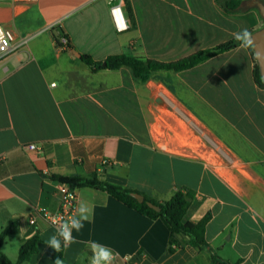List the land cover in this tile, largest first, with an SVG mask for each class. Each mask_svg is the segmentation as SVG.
Here are the masks:
<instances>
[{"label":"crops","instance_id":"crops-1","mask_svg":"<svg viewBox=\"0 0 264 264\" xmlns=\"http://www.w3.org/2000/svg\"><path fill=\"white\" fill-rule=\"evenodd\" d=\"M110 7V0H0V26L28 39L0 59V236L10 225L18 229L2 253L17 263L21 247L38 237V251L21 264H89L90 241L117 254L113 264H214L208 251L190 246L170 254L163 221L90 188L76 189L77 206L83 200L93 208L73 233L78 242L60 253L48 247L56 232L48 215L60 205L51 175L96 172L158 202L193 191L184 221L211 214L206 238L223 260L264 264V88L254 80L250 51L239 46L144 83L128 68L83 61L174 62L258 31V9L124 0L129 29L119 32ZM62 34L71 48L60 52Z\"/></svg>","mask_w":264,"mask_h":264},{"label":"trees","instance_id":"trees-1","mask_svg":"<svg viewBox=\"0 0 264 264\" xmlns=\"http://www.w3.org/2000/svg\"><path fill=\"white\" fill-rule=\"evenodd\" d=\"M260 1L264 3V0ZM218 3L228 13L243 11V9L240 7L243 3L241 0H218ZM255 32L256 31H250L251 35ZM239 46L240 42L234 38L213 48L198 51L185 58L169 63L142 60L126 55H115L108 57L105 60L106 66H104V63L95 62L89 56H84L83 61L88 65L95 66L99 69L106 68L109 70H117L120 68H128L137 80L144 83L158 71L166 70L180 72L188 70L217 55L229 52ZM247 49L250 51L254 63V80L259 87L264 88V80L260 74L253 47ZM51 180L68 184L76 189L90 188L103 191L145 217H148L152 220L160 219L169 230L168 251L170 254H174L178 249H185L186 247L190 246L199 250L208 251L214 264H230L223 260L218 255L217 251L213 249L207 241L206 230L211 219V214L206 215L198 223L184 221V218L187 215L195 198V193L193 191L188 189H179L176 190L168 200L158 202L133 189L124 188L101 180L100 176L96 172L91 174L89 177H83L79 175L53 174L51 175ZM132 193L143 195L146 202H152L153 204L159 206L161 211H155L154 209L150 208L147 203L140 204L134 197H132ZM17 232L18 229L16 225L13 224L4 229L1 233L0 264H21L32 254L38 251V244L40 240L38 237H35L21 247L17 263H12L2 253L1 247L7 236L16 234Z\"/></svg>","mask_w":264,"mask_h":264},{"label":"built area","instance_id":"built-area-1","mask_svg":"<svg viewBox=\"0 0 264 264\" xmlns=\"http://www.w3.org/2000/svg\"><path fill=\"white\" fill-rule=\"evenodd\" d=\"M110 14L113 19V23L119 32H124L129 29V21L124 10V0H110ZM123 25V26H121ZM28 39H17L12 31L4 29L0 26V59L4 56L20 50L26 45ZM71 48L70 41L65 34H62L57 40L58 51H65ZM29 149H36V145H29ZM103 164H108V161H103ZM48 174V171L45 172ZM56 191L60 196L59 209L55 214H49L50 219H63L67 220L75 214L77 207V193L76 188L71 187L68 184L55 181ZM32 224H35L34 220H31ZM56 226V225H55ZM115 260L118 255L114 253Z\"/></svg>","mask_w":264,"mask_h":264},{"label":"clouds","instance_id":"clouds-1","mask_svg":"<svg viewBox=\"0 0 264 264\" xmlns=\"http://www.w3.org/2000/svg\"><path fill=\"white\" fill-rule=\"evenodd\" d=\"M235 39L240 42L242 48L254 47L252 35L248 30H243L234 34ZM93 213V208L86 201H80L75 214L67 220L54 218L52 223L56 225L55 234L51 235L44 243L60 253L62 249H67L71 245L77 243L74 236L75 233L81 232ZM91 251L89 264H113L115 259L113 251L96 241H90L88 245ZM82 259V257L80 258ZM54 264H64L61 258H57Z\"/></svg>","mask_w":264,"mask_h":264},{"label":"water","instance_id":"water-1","mask_svg":"<svg viewBox=\"0 0 264 264\" xmlns=\"http://www.w3.org/2000/svg\"><path fill=\"white\" fill-rule=\"evenodd\" d=\"M241 7H251L257 8L261 17L264 20V3L259 0H248L245 5H241ZM252 40L254 43V54L256 56V60L258 63V67L260 70V74L264 80V25L261 29L252 34ZM106 66V63H104ZM132 197H134L140 204L147 203V205L154 209L157 212L161 211V208L152 202H146L145 197L138 193H132Z\"/></svg>","mask_w":264,"mask_h":264},{"label":"snow or ice","instance_id":"snow-or-ice-1","mask_svg":"<svg viewBox=\"0 0 264 264\" xmlns=\"http://www.w3.org/2000/svg\"><path fill=\"white\" fill-rule=\"evenodd\" d=\"M121 26H123V25H121Z\"/></svg>","mask_w":264,"mask_h":264}]
</instances>
